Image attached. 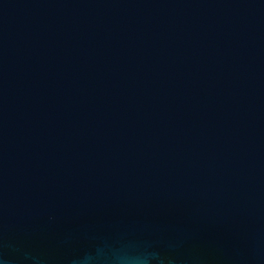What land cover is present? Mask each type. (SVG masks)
<instances>
[{
	"label": "water",
	"instance_id": "water-1",
	"mask_svg": "<svg viewBox=\"0 0 264 264\" xmlns=\"http://www.w3.org/2000/svg\"><path fill=\"white\" fill-rule=\"evenodd\" d=\"M264 264V0H0V264Z\"/></svg>",
	"mask_w": 264,
	"mask_h": 264
},
{
	"label": "clouds",
	"instance_id": "clouds-1",
	"mask_svg": "<svg viewBox=\"0 0 264 264\" xmlns=\"http://www.w3.org/2000/svg\"><path fill=\"white\" fill-rule=\"evenodd\" d=\"M128 264H149V259L147 257L128 258Z\"/></svg>",
	"mask_w": 264,
	"mask_h": 264
}]
</instances>
